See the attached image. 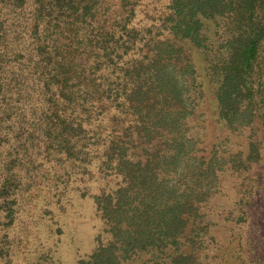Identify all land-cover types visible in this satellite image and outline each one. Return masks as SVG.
<instances>
[{"label": "trees", "instance_id": "obj_1", "mask_svg": "<svg viewBox=\"0 0 264 264\" xmlns=\"http://www.w3.org/2000/svg\"><path fill=\"white\" fill-rule=\"evenodd\" d=\"M261 140L264 0H0V256L23 195L96 173L105 237L77 264H210L263 189ZM254 226L232 264H264Z\"/></svg>", "mask_w": 264, "mask_h": 264}, {"label": "rangeland", "instance_id": "obj_2", "mask_svg": "<svg viewBox=\"0 0 264 264\" xmlns=\"http://www.w3.org/2000/svg\"><path fill=\"white\" fill-rule=\"evenodd\" d=\"M203 108L198 107V109ZM198 114L199 110L195 112V117L199 116ZM192 121L189 130L195 132L198 122L196 118ZM227 133L224 132L221 136ZM247 133V129H244L235 138L233 144L232 138H229L230 147L237 146L236 141H240L242 145ZM210 136L212 137L210 127L207 130L201 129L200 139L205 144L211 140ZM261 149L264 158L263 140H261ZM260 171L264 174V160ZM87 182L85 194H82L84 184H79L76 180L73 185H69L65 191L57 195H54V192L42 198L38 195V202L36 201L38 196L28 201L27 195H23L25 201L9 228V234L3 239L4 248L7 250L6 254L2 253L0 256V264H77L79 257L86 256L93 250L97 245L98 236L101 235L104 238L105 234L103 233L104 222L96 211L92 195L103 188L111 187L114 180L94 173ZM43 194L42 190L40 195ZM262 195L264 196V184L263 189L259 190V194L253 200V207L252 194L248 198L251 204L244 203L248 215L246 222L232 228L231 232L234 234H223L216 239L217 251L209 250L210 264H232L234 243L236 241L246 243L252 239V229L257 228L254 224L257 220L264 222ZM58 196L61 200L57 198ZM220 198L221 204L229 206L226 196ZM252 214L255 217L252 218ZM242 255L244 259L235 262L248 264L247 259L252 256V250L246 245L242 248Z\"/></svg>", "mask_w": 264, "mask_h": 264}]
</instances>
